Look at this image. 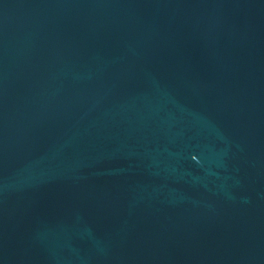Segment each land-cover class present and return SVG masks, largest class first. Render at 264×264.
Wrapping results in <instances>:
<instances>
[{
    "label": "water",
    "instance_id": "obj_1",
    "mask_svg": "<svg viewBox=\"0 0 264 264\" xmlns=\"http://www.w3.org/2000/svg\"><path fill=\"white\" fill-rule=\"evenodd\" d=\"M0 264H264V0H0Z\"/></svg>",
    "mask_w": 264,
    "mask_h": 264
}]
</instances>
